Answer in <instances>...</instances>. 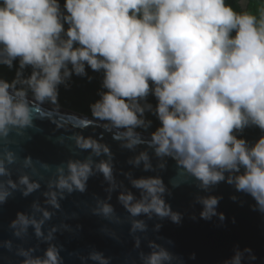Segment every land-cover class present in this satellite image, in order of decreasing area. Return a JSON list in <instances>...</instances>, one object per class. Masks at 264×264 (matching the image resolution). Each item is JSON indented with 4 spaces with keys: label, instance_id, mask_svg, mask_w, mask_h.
Returning a JSON list of instances; mask_svg holds the SVG:
<instances>
[{
    "label": "water",
    "instance_id": "95a60500",
    "mask_svg": "<svg viewBox=\"0 0 264 264\" xmlns=\"http://www.w3.org/2000/svg\"><path fill=\"white\" fill-rule=\"evenodd\" d=\"M78 1L165 70L264 105L227 73L167 58L103 0ZM12 89L0 84V264H264L263 164Z\"/></svg>",
    "mask_w": 264,
    "mask_h": 264
},
{
    "label": "trees",
    "instance_id": "16d2710c",
    "mask_svg": "<svg viewBox=\"0 0 264 264\" xmlns=\"http://www.w3.org/2000/svg\"><path fill=\"white\" fill-rule=\"evenodd\" d=\"M103 1L167 58L227 73L264 94V0L246 7L241 0ZM0 84L264 165V105L165 70L78 0H0Z\"/></svg>",
    "mask_w": 264,
    "mask_h": 264
},
{
    "label": "bare ground",
    "instance_id": "6f19581e",
    "mask_svg": "<svg viewBox=\"0 0 264 264\" xmlns=\"http://www.w3.org/2000/svg\"><path fill=\"white\" fill-rule=\"evenodd\" d=\"M12 91H13V92H16V93H18V94H21V95H23V96H26V97H29V98H32V99H35V100H38V101H41V102H44V103L50 104V103L45 102V101H43V100L37 99L36 97L31 96L30 94L20 92L19 90H13V89H12ZM50 105H53V106L58 107L57 105H54V104H50ZM75 113H76V112H75ZM77 114H78V113H77ZM80 115H81V114H80ZM83 116H84V115H83ZM85 117H87V116H85ZM88 118H89V117H88ZM90 119H91V118H90ZM93 120H94V119H93ZM96 121H97V120H96ZM98 122H100V121H98ZM101 123H104V122H101ZM104 124H108V123H104ZM108 125H111V126H114V127L120 128V129L127 130V129H125V128H122V127H119V126H116V125H112V124H108ZM127 131H129V130H127ZM130 132H132V131H130ZM133 133H134V132H133ZM135 133H136V132H135ZM136 134L146 136V135H144V133H136ZM169 140H171V139H169ZM174 140H175V141H178V142H185V141H182V140H179V139H174ZM185 143H189V142H185ZM217 152H220V153H223V154H226V155H229V156H233V155H231V154H229V153H227V152H224V151H222V150L217 151ZM234 157H235V156H234Z\"/></svg>",
    "mask_w": 264,
    "mask_h": 264
},
{
    "label": "rangeland",
    "instance_id": "374dc122",
    "mask_svg": "<svg viewBox=\"0 0 264 264\" xmlns=\"http://www.w3.org/2000/svg\"><path fill=\"white\" fill-rule=\"evenodd\" d=\"M250 0H241V3L244 7H246L248 5ZM261 12V11H260ZM262 13V12H261Z\"/></svg>",
    "mask_w": 264,
    "mask_h": 264
}]
</instances>
